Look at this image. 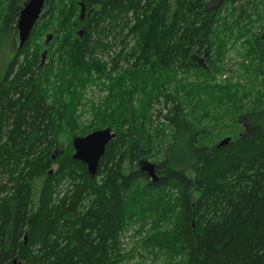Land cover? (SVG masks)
Masks as SVG:
<instances>
[{"label":"trees","instance_id":"obj_1","mask_svg":"<svg viewBox=\"0 0 264 264\" xmlns=\"http://www.w3.org/2000/svg\"><path fill=\"white\" fill-rule=\"evenodd\" d=\"M81 1L52 0L0 81V264L16 260L21 264H126L118 239L124 228L134 225L146 254L181 259L180 264H264V87L249 93L253 97L250 112L241 119L233 118L232 125L219 131L221 135L231 132L225 146L211 139L212 130L194 117V111L185 110L181 101L194 87L196 102L201 93L216 89L221 99L211 93L214 101L206 104L202 115L209 110L218 112L224 98L231 101L232 108L246 109L247 94L238 106L233 87H211L201 80L207 77L205 68L193 58L199 53V58L211 59L210 63L213 58L221 60L220 52L216 57V40L220 49L229 43L233 47L240 44L256 61V73L264 83L259 65L264 63V16L255 14L259 3L249 0L246 6L251 4L252 10L243 8L228 23V9L236 13L229 5L236 0H221L219 10H211L208 0H128L127 6L123 0H85L93 13L82 22ZM24 2L0 0V34L16 31ZM97 4L107 19L121 9L132 8L133 16H138L141 9L155 7L139 25L142 32L147 28L139 62L145 68L136 69L129 80L134 91L146 95L145 109L129 103L123 118L113 123L107 119L114 118L115 111L101 110L99 124L111 128L117 138L107 147L99 175L91 178L85 165L73 160L70 145V153L56 157L51 153L64 116L62 108L52 104L47 89H42L45 80L49 84L54 68L39 69L44 45L35 43L54 35L48 54L52 65L62 68L60 84H67L75 97L83 99L86 88L107 74L97 58L108 56L110 49L105 59L117 70L125 53L131 54L135 46L126 43L133 35L125 26L115 32L117 40L111 34V40L101 43H91L97 35L95 26L93 34H79L83 28L89 31L98 17L93 9ZM98 20L100 23L101 18ZM126 24L129 26L127 20ZM225 29L230 35L226 36ZM32 46L34 53L30 52ZM53 47L60 54L58 61H53ZM173 70L193 71L201 78L183 86L164 80L165 72ZM115 94L111 91L107 102ZM155 104L173 107V114L168 120L171 133L162 136L154 131V139L146 129L150 130ZM242 119L245 125L253 123L250 130L244 129ZM162 137L166 139L157 148L160 158L150 165L159 175L155 182L146 168L134 166L148 163L155 141L160 145ZM27 157L31 169L26 176L19 175ZM45 171L46 181L35 201L29 180ZM142 184L145 188L138 191Z\"/></svg>","mask_w":264,"mask_h":264},{"label":"rangeland","instance_id":"obj_2","mask_svg":"<svg viewBox=\"0 0 264 264\" xmlns=\"http://www.w3.org/2000/svg\"><path fill=\"white\" fill-rule=\"evenodd\" d=\"M210 4L211 10H219L220 9V1L221 0H208ZM249 0H236L234 3L229 5V8L235 7L236 13H230L229 9L227 12L228 15V23L232 22L235 18L238 17L240 11L247 7L248 11H251L253 6L251 4L247 5ZM254 1L255 3H259L258 7L255 8V14L264 16V0H250ZM124 5L127 6L128 0H123ZM263 3V4H261ZM82 4L85 7V14H82ZM99 4L94 6V10L98 11V17H95V21H93L90 25L89 31H86L84 28L81 29L79 32L80 35H87V32H92L91 30L94 26L96 28L95 34L91 38V43H101L102 41L109 39V35L114 34V39L117 40L118 36H116L115 32L122 31V26L126 27L128 33L133 35V37L128 38L126 43H135V46L131 50V54H126V58H122L123 61L118 67V70H114V67L111 66L110 61L105 59L104 56H100L97 58L100 65L104 67L107 71V74L102 77V81L96 82L95 84H90L85 92H83V99L81 95L74 96V91L67 88V84L62 86L60 84L59 74L61 73L62 68H59L58 65H52L51 60L48 54V58L45 64V68H54V73L52 78L50 79L49 84H47L45 80V86L42 89H47V94L52 102L55 105V108H62V113L64 116V123L60 130L57 140L54 144H52V155L53 157L60 155H64L66 152L70 153L69 145L73 148V139L77 136H85L89 133L99 130L100 128L105 129L103 125L99 124L102 119L103 115L98 117L101 110H105L110 112L112 110L115 111L114 118H108V122H116L123 118V114L128 106L129 103H133L139 109L144 110V102L146 101V95L142 93V91H134L132 87H130L131 82H129L131 75L135 73L136 69H144L145 66L142 64L140 65V57H141V50L146 43L147 35L145 34L144 28L143 32L141 27L139 26L141 22L145 20L146 17H150L153 14V7L150 9L140 10L138 16H133L135 12H133L132 8L130 10L121 9L120 11H114L112 17L110 19L106 18V13L102 11L99 7L96 8ZM80 13H79V20L84 22L86 18L92 16L93 10H88L85 5V0L80 2ZM88 10V11H87ZM109 10V9H108ZM125 10V11H124ZM96 15V14H95ZM105 17V18H104ZM81 18V19H80ZM98 18H101V22L99 23ZM130 19V21L128 20ZM126 20L129 22V26L126 24ZM99 23V24H98ZM98 24V25H97ZM97 25V26H96ZM116 25V26H115ZM148 25V24H147ZM115 26V27H114ZM146 27V26H145ZM133 29V31H132ZM264 33V32H262ZM12 31H4L0 34V81L4 77L6 70L14 58L15 52L14 47L12 45L11 35ZM135 34V37H134ZM226 36L230 35V31L225 29ZM126 35V34H124ZM144 35V37H143ZM143 37V38H142ZM46 36L41 40L40 43H35L37 46L43 47L45 42ZM138 43H142L140 47H138ZM214 49L216 50V57L217 54L220 52L221 60L215 61L213 58V63L211 59L207 61L206 58H199V53L194 55L193 60L201 61V64L205 68V72L207 77L201 78L200 74L196 76L194 72H185L183 70H173V71H166L164 76V80H172L175 81L177 84L186 85L187 83H195L197 78H201V80H205L211 87L215 84L224 86L230 85L233 87L231 93L234 96L235 100H238V106L242 105L241 99L245 94H247L246 99L243 101L246 109L244 111L236 110L231 107V101L229 99L222 100V107H220L218 112L216 110H209L205 112V115H202L203 112L206 110V104L214 101V97L216 100L220 98V93L216 89H208L204 93L199 95V102H196V99L193 98V94L195 92V87L189 91V95H186L184 98L181 99L184 109L187 111H194V117L200 120L202 119V125L205 128L212 130L211 139H215L216 142H222L225 139H231L230 135L231 132L224 131L225 134L221 135L219 131L225 125H232L233 118L240 117L241 115L248 113L253 108V97L249 96V93L256 91L257 89L264 87V83L260 82L261 77L259 78L258 74L256 73V68L254 63L256 61L251 60L247 53L244 51L240 44L236 45L235 47L231 46L232 43H229L225 49L221 48V43L218 40L215 41ZM36 48L32 46L30 48V52L34 53ZM54 56L53 61L60 59V54L57 51L56 47L52 49ZM43 53V50L42 52ZM215 54V53H214ZM31 55V54H30ZM31 55L30 57H32ZM253 63V65H252ZM213 64V67L212 65ZM261 68L264 70V63L259 64ZM141 71H139L140 73ZM138 73V72H137ZM125 79V80H124ZM215 80V82H214ZM124 81H127L126 83ZM162 81V79L160 80ZM239 85V86H237ZM175 91V89L173 88ZM111 91H115L116 94L114 95L113 99L108 101V97ZM213 94V96L211 95ZM75 98V105L72 107L71 103ZM221 99V98H220ZM61 101V104H57ZM196 108V109H195ZM153 116L151 117V121L148 122V128L146 129V133H150L151 135L155 134L154 131H158L161 135L166 136L171 133V128L169 125V118L173 114V107L166 108L163 104H155L152 110ZM161 113V114H160ZM218 113V114H217ZM241 124L246 130H250L253 126L252 124H244V120H241ZM121 122V121H120ZM216 122V123H215ZM214 123V125H213ZM98 129L92 130L94 127ZM204 128V129H205ZM84 133V134H82ZM166 135H165V134ZM69 139V141H68ZM164 139L166 137H162L160 145L155 141L154 152L150 155L149 161L147 164L144 163H137L136 166L138 169L148 168L150 165H153L154 162L160 158V154L157 151V148L161 147L165 144ZM209 139V140H211ZM166 141V140H165ZM68 145V147H67ZM50 143L47 144L45 147L44 154L47 153L49 149ZM74 155V152H73ZM30 158H24L20 170H18L19 175L23 174L26 176L30 171L29 165H27L26 161ZM128 162L126 163V168H128ZM127 171V170H126ZM50 172V170H49ZM149 173V172H147ZM18 175V176H19ZM47 172L45 171L42 176L34 175L31 176L29 182L32 181L35 189V201H37L39 192L42 189L43 185L46 181ZM18 176L15 177L18 178ZM159 176V175H158ZM23 178V177H22ZM101 178V177H100ZM24 180V179H23ZM22 185L23 183L20 182ZM69 188V187H66ZM64 188V189H66ZM145 188V184L141 185L140 190L142 191ZM4 198V197H1ZM3 200V199H2ZM141 212V211H139ZM134 225V224H133ZM120 239H118V247L123 254L126 256V264H180L181 259H168L166 256L158 255L155 256L153 253L146 254L143 249L141 250V243L142 240L139 239V232L137 226H130L124 228L123 231L119 235ZM134 252V253H133ZM15 264H21V262L16 260Z\"/></svg>","mask_w":264,"mask_h":264},{"label":"water","instance_id":"obj_3","mask_svg":"<svg viewBox=\"0 0 264 264\" xmlns=\"http://www.w3.org/2000/svg\"><path fill=\"white\" fill-rule=\"evenodd\" d=\"M51 4L52 0H25L16 23L15 31L19 49L26 45L36 24L40 18L44 16ZM82 14H85V7L83 4ZM53 38L54 35L49 34L44 42V52L41 56L39 68L41 71L46 64L48 50ZM116 138L117 134L114 133L111 128L99 129L88 135L75 137L72 142L74 148L73 160L84 164L91 178L97 177L107 147L114 142ZM228 142H230V139H225L220 143V146H225ZM147 171L153 181H158L153 167H149Z\"/></svg>","mask_w":264,"mask_h":264},{"label":"crops","instance_id":"obj_4","mask_svg":"<svg viewBox=\"0 0 264 264\" xmlns=\"http://www.w3.org/2000/svg\"><path fill=\"white\" fill-rule=\"evenodd\" d=\"M12 31V30H11ZM11 35V40H12V42H14V43H12V45H13V47H14V52H15V55H16V53H17V51L19 50V44L17 43V41H16V32L15 31H12V34H10ZM14 55V56H15ZM109 128V127H108ZM231 140V139H230ZM221 143V142H220ZM143 169H145V168H143ZM155 172V171H154ZM156 174V173H155ZM157 175V174H156ZM150 177V176H149ZM157 177H158V175H157ZM150 179L152 180V178L150 177ZM158 180H159V177H158ZM153 181V180H152Z\"/></svg>","mask_w":264,"mask_h":264},{"label":"built area","instance_id":"obj_5","mask_svg":"<svg viewBox=\"0 0 264 264\" xmlns=\"http://www.w3.org/2000/svg\"><path fill=\"white\" fill-rule=\"evenodd\" d=\"M109 39L111 40L112 38H109ZM110 51H111V50L109 49V51H108V56H109V54H110ZM108 56H105V58H108ZM113 67H114V66H113ZM114 70H116V69L114 68ZM117 70H118V68H117ZM117 70H116V71H117Z\"/></svg>","mask_w":264,"mask_h":264}]
</instances>
